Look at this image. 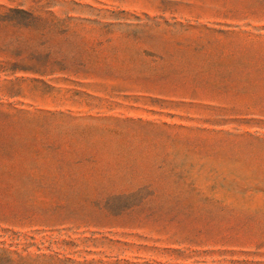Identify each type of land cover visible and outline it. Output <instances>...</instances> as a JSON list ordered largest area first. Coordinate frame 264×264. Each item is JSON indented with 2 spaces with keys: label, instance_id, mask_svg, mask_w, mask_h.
<instances>
[{
  "label": "rangeland",
  "instance_id": "1",
  "mask_svg": "<svg viewBox=\"0 0 264 264\" xmlns=\"http://www.w3.org/2000/svg\"><path fill=\"white\" fill-rule=\"evenodd\" d=\"M0 264H264V0H0Z\"/></svg>",
  "mask_w": 264,
  "mask_h": 264
}]
</instances>
